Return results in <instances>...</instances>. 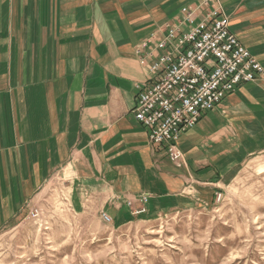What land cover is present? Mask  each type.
Returning a JSON list of instances; mask_svg holds the SVG:
<instances>
[{
	"label": "crops",
	"instance_id": "crops-1",
	"mask_svg": "<svg viewBox=\"0 0 264 264\" xmlns=\"http://www.w3.org/2000/svg\"><path fill=\"white\" fill-rule=\"evenodd\" d=\"M219 1L230 31L264 66V0ZM201 2L0 0V232L59 173L96 185L102 212L115 220L149 196L140 217L150 220L209 211L242 165L262 159L264 75L220 103L253 140L232 146L227 129L204 139L200 123L219 105L180 137V169L133 113L137 87L149 78L137 48Z\"/></svg>",
	"mask_w": 264,
	"mask_h": 264
},
{
	"label": "rangeland",
	"instance_id": "rangeland-1",
	"mask_svg": "<svg viewBox=\"0 0 264 264\" xmlns=\"http://www.w3.org/2000/svg\"><path fill=\"white\" fill-rule=\"evenodd\" d=\"M222 105L214 119L200 123L204 139L227 129L230 145L250 143V134L223 116ZM261 157L242 165L222 202L209 211L150 220L135 214L139 208L111 218L102 212L106 206L96 185L59 173L19 221L0 232V264H264Z\"/></svg>",
	"mask_w": 264,
	"mask_h": 264
},
{
	"label": "built area",
	"instance_id": "built-area-1",
	"mask_svg": "<svg viewBox=\"0 0 264 264\" xmlns=\"http://www.w3.org/2000/svg\"><path fill=\"white\" fill-rule=\"evenodd\" d=\"M174 25L152 35L136 55L148 71V82L137 87L133 113L149 141L166 150L176 168L186 166L180 137L197 126L206 114L241 85L264 75V66L230 31L229 18L219 0H202L196 8H183ZM202 18L198 19L199 15ZM224 195L216 194V202ZM150 197H139L136 215L146 213ZM133 207V202H128ZM107 222L111 218L103 215Z\"/></svg>",
	"mask_w": 264,
	"mask_h": 264
}]
</instances>
